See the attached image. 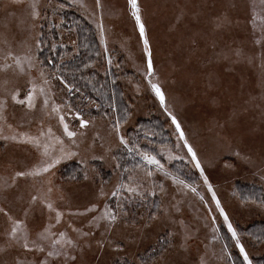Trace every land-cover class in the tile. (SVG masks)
I'll return each mask as SVG.
<instances>
[{
  "label": "rangeland",
  "instance_id": "1",
  "mask_svg": "<svg viewBox=\"0 0 264 264\" xmlns=\"http://www.w3.org/2000/svg\"><path fill=\"white\" fill-rule=\"evenodd\" d=\"M31 2L0 0V66L5 63L4 57L9 50L23 55L31 49L38 57L40 49L37 50L35 42L39 40L41 28H52L51 24L56 25L60 47L70 46L72 50H67L66 54L73 55L75 34L62 26V14L78 13L95 27L98 22L102 23L104 38H107L103 50L106 47L105 55L111 54L110 70L112 66L117 67L115 70L122 82L124 99L130 108L126 122H122L124 130L134 127L139 117L159 116L174 144L155 146L148 141L143 143L157 151V158L165 170L174 175L176 173L170 165L184 162L187 166L185 176H177L197 187L200 195L190 189L178 191L170 179L157 172L146 185L149 190L156 191V196H150L146 201L131 194H127V198H112L111 191L119 182L120 170L114 167L117 161L112 159L117 141L110 134L109 117L83 113L85 118H95V121L84 130L85 135L77 139L78 147L72 150L78 155L63 160L54 174L42 179L18 178L14 187H0V206H10L13 215L25 219L34 236L48 222V212L39 202L30 204L31 196L38 190H45L51 179L57 189L51 198L57 201L66 218L58 228L66 229L71 223L91 233L89 239L81 238L76 264H200L202 258L206 264H231L225 255L224 244L228 245L227 251L233 260L240 258L223 218L215 211L211 193L185 155L186 149L176 148L178 141L174 126L147 87V58L127 0H101L102 9L95 8V0H36L40 16L35 19L28 7ZM138 2L152 52L153 79L161 85L169 111L177 117L186 139L197 151L205 174L230 220L238 231V228L263 220L264 207L260 202L241 199L234 192L236 181L255 183L264 190V41L256 43L260 39V29L257 27L253 31L249 23L250 7L255 2L259 11L260 0ZM7 62L11 63V60ZM101 64L100 59L91 65L95 75L103 68ZM43 68L50 72L44 65ZM37 78L36 70H32L31 75L13 69L0 70V98L16 89L26 93L31 87L29 81ZM37 86H40L38 80ZM45 87L50 88L48 95L57 104L71 107V112H65L67 122L74 129L78 128L73 113L80 108L70 104L67 90L57 80ZM43 99L37 91V106L32 110L10 102L5 113L7 123L18 131L32 132L43 123L45 128L50 126L60 135L57 119L48 114ZM121 150L119 148V152ZM180 155L185 158L169 159V156ZM40 158L31 145L0 140V183L2 180L11 183L15 171L32 167ZM126 159L128 155L122 161ZM85 160L88 162V179L84 178V172L79 180L59 176L62 165L75 162L84 169ZM107 171L110 173L106 174ZM161 184L166 189L164 193L160 192ZM101 185L107 199L98 195ZM117 199L126 205L129 215L111 233L105 231L103 222L100 227L90 223L91 215H68L83 211L91 203H97L101 210L104 204L115 208ZM156 205L160 206L159 209ZM172 205L179 207L180 211L176 212ZM149 212H156L158 219L150 220ZM179 221H183L185 227L182 228ZM7 230L6 218L0 216V248L5 249L0 251V264H15L24 254L18 247L9 246ZM170 232L174 236L169 237V243L165 245L163 238ZM241 234L252 262L264 255V242L256 243L244 231ZM101 240L105 241L103 248L97 243ZM107 240L113 243L108 244ZM27 259L31 264L34 257L28 254Z\"/></svg>",
  "mask_w": 264,
  "mask_h": 264
},
{
  "label": "snow or ice",
  "instance_id": "2",
  "mask_svg": "<svg viewBox=\"0 0 264 264\" xmlns=\"http://www.w3.org/2000/svg\"><path fill=\"white\" fill-rule=\"evenodd\" d=\"M19 2V0H16ZM86 7V5H81ZM30 9V15L32 18H38L40 16V11L38 10V3L36 0H32L28 5ZM127 7L130 12V16L133 18L136 27L139 30V37L143 42V50L146 60L145 68V79L147 81V87L154 93L155 98L159 102L160 108H162L165 114L171 121V125L174 126V133L177 136V149H186L185 155L189 158V162L199 172V178L202 180L203 185L206 186L207 191L211 193V202L215 204V211L223 218V224L227 228V232L230 234L233 247L238 249L239 256L241 260L239 264H253L250 259V254L247 251L246 244L244 242L243 235L237 230L233 225V222L229 218V214L222 206L220 199L217 196L216 191L213 189V185L209 182L208 176L205 174V168L202 166V162L198 157L197 151L188 142L185 136V132L181 127V123L177 117L168 109L167 98L162 90L161 85L154 81L155 68L152 60V52L149 45V40L146 35L145 25L141 17V8L138 0H127ZM95 8L102 9L103 5L101 0H95ZM259 11H257V4L254 2L250 7L249 23L252 25L253 31L257 27L260 29V39L256 43H262L264 41V0H260ZM100 31L101 44H105L104 39V28L102 23L97 24ZM41 41L37 40L35 42V47L37 50L41 47ZM51 50L55 52V45H52ZM105 51L107 48L105 47ZM5 63L0 66V70L13 69L21 74L31 75L32 70L38 72V78L29 81L31 87H29L26 93L21 89H16L8 92L3 98H0V140L12 141L21 144L31 145L39 154L40 159L30 168L24 170L15 171V174L11 177V183L8 180H2L0 187L12 188L18 178H33L42 179L45 176L54 174V170L57 165H59L63 160L68 159L72 156L78 155L77 152L73 151V147H78L77 139L85 135V131L90 125L94 124L95 118H85L84 114L77 108L73 113V120L78 121L79 127L73 128L67 122L66 111L71 112V107L67 105L57 104L54 99H51L48 95L50 88L45 86H50L52 80L59 81L60 84L64 86L69 93L79 92V88L66 81L63 74L59 72V66L53 61L49 60L47 63L51 64L53 68H56L55 72H45L43 65L45 61H41L36 57L31 49L25 52L23 55L13 54L9 50L4 57ZM11 60V63L7 61ZM109 65L112 64L111 58L107 59ZM87 67V66H86ZM37 80L40 82V86H37ZM115 84V81H113ZM139 90V89H138ZM37 91L40 96H43V106L48 110L50 116H54L57 119L58 125L61 129L60 135H57L52 127H47L41 123L35 132L31 130L23 131L17 130L12 124L7 123L6 111L11 102L14 105H20L27 110H32L36 108V95ZM95 104V102H92ZM99 110V105H95ZM113 111L116 110L115 103L109 105ZM108 116V113L104 114ZM127 115V114H126ZM126 115L123 117H115L114 119L109 117L111 135L117 141V148H122L128 155L136 161L131 168L124 167L120 162H116L114 167L119 169L118 173V183L114 186L111 191L112 198L125 197L127 194L139 197L141 200L146 201L150 196H156L157 193L154 190H149L146 185L153 180V177L157 172L163 173L166 179H170L171 183L177 187L178 191H183L184 189H190L192 192L200 195L197 187L188 183L185 179L170 173L165 170V166L161 163V160L157 158V155L150 152L148 149L144 148L140 141L141 135L138 134L137 137L133 138L127 134L124 130L122 121L126 122ZM7 132V134H5ZM143 138L147 139L148 133L144 132ZM182 142V143H180ZM148 143H151L149 140ZM239 155V153H237ZM184 155L180 156H169V159H179L183 160ZM92 159H103V157H92ZM116 160V157H112ZM85 164L84 178L88 179V168L87 161H83ZM264 178V177H262ZM76 179V177H72ZM160 192L164 193L166 191L163 184L159 186ZM54 190L53 182L49 179L45 185V190H38L36 195L31 196L30 204H35L39 202L47 209L48 212V222L39 230L33 234L29 231L25 219H21L12 213V208L8 205L0 206V216L6 218L8 223V230L6 231V238L10 247H18L24 255L15 261V264H28V254H32L34 259L31 264H76L77 261V251L81 247V238L87 240L90 238L91 233L84 231L83 229L74 227L71 223L67 225L66 229L60 230L59 225L64 220L65 212L62 211L56 200L51 198ZM99 197L107 199V194L104 191L103 185L99 189ZM63 199V197H60ZM201 201L204 197L200 196ZM256 203L255 200L251 201ZM260 206L264 207V201L260 202ZM159 209V205H156ZM171 207L175 208L176 212L180 209L176 205ZM68 215L76 216H88L91 215L92 219L90 223L94 224L96 227L105 226V231L111 233L114 231L115 227L122 221L126 220L129 212L125 204L121 203L117 199V204L115 208L109 207L108 204H104L103 209L98 208L97 203H91L90 206H86L83 211L71 212ZM149 219H158L156 212H149ZM27 216V211H25V217ZM181 227H185L183 221H179ZM213 223H215V218H213ZM73 234H76L75 236ZM173 233H169L168 236L163 238V243L167 245L169 243V237H173ZM187 239V237H185ZM259 238H257L258 240ZM99 247H105V241L101 240L97 242ZM108 244L113 243L111 240H107ZM223 249L225 255L231 264H237L235 260L232 259L231 254L227 251L228 245L224 244ZM5 249L0 248V251ZM200 264H206V261L202 258Z\"/></svg>",
  "mask_w": 264,
  "mask_h": 264
},
{
  "label": "trees",
  "instance_id": "3",
  "mask_svg": "<svg viewBox=\"0 0 264 264\" xmlns=\"http://www.w3.org/2000/svg\"><path fill=\"white\" fill-rule=\"evenodd\" d=\"M61 17L62 26L68 29L69 32L73 30L75 34L76 45L73 55L66 54L67 50H72V48L69 49L70 46L60 47L57 30L55 29L56 25L51 24L52 28H50V26L48 29L45 28L46 26L41 28L39 41L42 43L38 55L39 60L45 61L44 66L50 72L57 71L56 68H53L51 64L47 63L49 60L53 61L59 66V72L63 74L66 81L76 88H79V92H67L70 95V104L79 107L82 113L92 116H105L104 114L108 113L107 117L113 119L128 114L130 108L124 99V91L121 86L122 82H120L119 76L115 70L117 67L112 66L113 69L110 70L111 65L107 64V59L111 58V54L107 52L108 56H106L103 50V47L107 44V38H104L105 44H101V36L98 27L91 25L78 13L71 12L69 16L62 14ZM97 24L100 23L98 22ZM55 43L57 45H55ZM52 45H55V52L51 50ZM100 59L102 60L100 67H103L100 68V72L102 73L99 72L98 75H95V72L91 69V65L98 62ZM113 81H115V84H113ZM59 85L64 88L62 84L59 83ZM113 101L116 106L115 111L109 107ZM92 102H95V104ZM95 105L100 106L99 110ZM126 132L133 138L140 134L141 138L139 142L141 145L155 155H158L157 151L154 148H148V146L143 143L144 141L150 140L155 146L174 144L168 130L163 126V120L157 115L152 114L148 117H139L134 127L126 129ZM144 132L149 134L147 139L143 138L142 134ZM114 155L117 162L126 165L128 168H131L136 162L125 150L119 152V149L116 148ZM125 155H128V159L123 162L122 160ZM186 168V164L182 161H177L170 165V169H172L176 175L182 177L185 176ZM100 171H102V169H100ZM83 172V167L80 164L68 162V164L61 166L59 176L61 174L62 177L66 176L70 180H79L82 178ZM105 173L108 174L110 172L107 171ZM72 177H76V179H72ZM234 192L239 198L244 200H255L256 202L264 201V190L260 185L255 183L236 181L234 183ZM130 198L136 199L135 197ZM238 229L239 232L243 233L244 231L248 234L256 243L264 242V219L254 221L250 225ZM257 238L259 239L257 240ZM152 255L149 257H152ZM235 261L239 264L240 258L235 257ZM253 264H264V255L254 259Z\"/></svg>",
  "mask_w": 264,
  "mask_h": 264
},
{
  "label": "bare ground",
  "instance_id": "4",
  "mask_svg": "<svg viewBox=\"0 0 264 264\" xmlns=\"http://www.w3.org/2000/svg\"><path fill=\"white\" fill-rule=\"evenodd\" d=\"M149 1V0H148ZM63 221H66V218L64 217V220Z\"/></svg>",
  "mask_w": 264,
  "mask_h": 264
}]
</instances>
